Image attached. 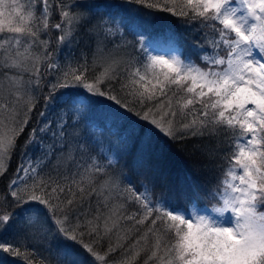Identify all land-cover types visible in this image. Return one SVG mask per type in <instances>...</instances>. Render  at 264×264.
I'll return each mask as SVG.
<instances>
[{"label":"snow or ice","instance_id":"1","mask_svg":"<svg viewBox=\"0 0 264 264\" xmlns=\"http://www.w3.org/2000/svg\"><path fill=\"white\" fill-rule=\"evenodd\" d=\"M99 7L0 0V257L33 264L38 236L54 256L40 264H97L104 241L118 264H264V0ZM159 135L191 140L214 180L171 179Z\"/></svg>","mask_w":264,"mask_h":264},{"label":"trees","instance_id":"2","mask_svg":"<svg viewBox=\"0 0 264 264\" xmlns=\"http://www.w3.org/2000/svg\"><path fill=\"white\" fill-rule=\"evenodd\" d=\"M93 3L100 4L98 11L105 12L109 9L106 7L107 5H116L122 4L123 0H92ZM119 9L112 8L111 11L116 12ZM144 12H151L152 18L157 21L159 25H166L170 24L172 20L176 19L169 15L168 13H161L159 11H154L152 9H142ZM52 21L56 20V14L53 12ZM51 22V21H50ZM181 36V44L183 46V50L185 54H191L192 58L200 63L198 60L196 53L194 51V46L200 43L197 35L195 33L188 32L183 23L179 20L176 21V25L174 26ZM131 39V37H129ZM146 41V38L144 42ZM83 45H80L82 47ZM77 50V46H73V51ZM67 49H63L60 52V56L63 57L67 54ZM63 63V60H61ZM100 69H98L99 71ZM52 77H47V79H51ZM50 114H46L45 119H48ZM131 115V114H129ZM133 119H138L136 117H132ZM51 120V119H50ZM30 126L32 127H39V123H32ZM27 131V130H26ZM99 134V133H98ZM108 139L111 141L113 148L118 145V140L115 136H109ZM158 140V149L162 155L168 158L170 161V167L172 168L171 179L175 180L178 176H189V177H196L200 179L202 182H206L208 180H214V177L211 175H206L205 170L202 169L200 164V159L193 155V148H192V141L185 140V141H173L167 137L159 135L157 137ZM207 151H212L214 149V145L212 143H205L202 145ZM37 152L36 149H30V152ZM19 163V158L17 155H13L11 157L10 165L8 166L9 174L16 170L17 164ZM8 185V179H0V193H3ZM0 202H2V197H0ZM201 204H209L207 199H202L200 201ZM123 225V222H122ZM127 225H131V222H127ZM146 226V225H145ZM126 231V229H125ZM125 231H121L118 235L113 236V244L117 242L120 237L125 235ZM138 235V234H137ZM132 242V239L127 241L128 244ZM23 244L25 249L29 252V254L34 257L33 264H40L42 258L47 259H54V256L50 254L47 250L46 243L40 239L38 236H28L23 239ZM139 247V246H137ZM98 251L102 256L105 257L104 261H98L97 264H118L124 257L121 254V250L119 248L116 251L108 253L107 251V242H100ZM145 257V253L141 252L140 256L136 258L132 264H142L143 259ZM12 259H16L13 257H0V264H9ZM17 264H24L23 261H18Z\"/></svg>","mask_w":264,"mask_h":264},{"label":"rangeland","instance_id":"3","mask_svg":"<svg viewBox=\"0 0 264 264\" xmlns=\"http://www.w3.org/2000/svg\"><path fill=\"white\" fill-rule=\"evenodd\" d=\"M145 43H149V48H151L153 45H152V43L151 42H149L148 40H147V38H146V41H145ZM49 120L51 119H54V114H50V116H49V118H48ZM31 154H38L37 152H30Z\"/></svg>","mask_w":264,"mask_h":264}]
</instances>
